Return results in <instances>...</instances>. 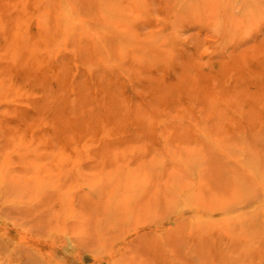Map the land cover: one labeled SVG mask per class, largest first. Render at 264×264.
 <instances>
[{"label":"rangeland","instance_id":"obj_1","mask_svg":"<svg viewBox=\"0 0 264 264\" xmlns=\"http://www.w3.org/2000/svg\"><path fill=\"white\" fill-rule=\"evenodd\" d=\"M18 1L0 0V264H264V0Z\"/></svg>","mask_w":264,"mask_h":264},{"label":"bare ground","instance_id":"obj_2","mask_svg":"<svg viewBox=\"0 0 264 264\" xmlns=\"http://www.w3.org/2000/svg\"><path fill=\"white\" fill-rule=\"evenodd\" d=\"M15 1H17V0H15ZM19 1H20V0H19ZM19 1H18V2H19ZM42 1H43V0H41V1H37V2H38V4H36L37 8H39L38 5H40L41 3H43ZM44 1H45V0H44ZM49 1H50V0H49ZM58 1H59V0H58ZM58 1H57V2H58ZM64 1H65V0H64ZM64 1H61V2L64 3ZM73 1H76V0H73ZM73 1H72V2H73ZM78 1H79V0H77L76 2H73V3H72L71 0H70V2H71L70 5H72V4L74 5L75 3H78ZM84 1H85V0H84ZM88 1H90V0H88ZM98 1H99V0H98ZM101 1H102V0H100V2H97V3H98V4L100 3L101 5L104 4L103 6H108V7H110L109 5H107V4L105 5V3H103V1L106 2L107 0H103V1H102L103 4L101 3ZM109 1H110V0H109ZM115 1H116V0H115ZM121 1H122V0H121ZM7 2H8V1H7ZM23 2H24V1H23ZM23 2H22V3H23ZM39 2H40V4H39ZM45 2H48V1H45ZM61 2H59L60 5H61V7H62V8L64 7L63 9H65V8L68 6V3H67V2H69V0H67V1L64 3V4L67 3V5H65L66 7L64 6V4H61ZM15 3H16V2H15ZM59 3H58V5H59ZM88 3H89V2H88ZM107 3H108V1H107ZM112 3H115V2H112ZM47 4H49V3H47ZM47 4L45 5V3H44V5H45L46 7H48ZM100 4H99V5H100ZM108 4H109V3H108ZM60 5H59V6H60ZM62 5H63V6H62ZM73 5H72V6H73ZM79 5H80V4H78L77 6L74 5L73 8H75V6L78 7V8H81L82 6L80 7ZM87 5H88V4H87ZM114 5H116V6H115V9H112V10L115 11V10L117 9V8H116V7H117V3L114 4ZM103 6H102V7H103ZM112 6H113V5H112ZM4 7H5V6H4ZM68 7H69V6H68ZM102 7H101L102 10H106L104 7H103L104 9H103ZM31 8H32V7H31ZM37 8H35V9H37ZM62 8H60V9H62ZM73 8H72V11H73ZM78 8H77V11L79 12L80 10H79ZM89 8H90V7H89ZM99 8H100V6H99ZM106 8H107V7H106ZM111 8H112V7H111ZM118 8H119V5H118ZM4 9H5V8H4ZM45 9L47 10L48 8H45ZM108 9L110 10V8H108ZM5 10H6V9H5ZM48 10H49V9H48ZM66 10H69V9H66ZM75 10H76V8H75ZM81 10H82V9H81ZM86 10H87V9H86ZM99 10H100V9H99ZM99 10H98V12H100ZM112 10H110V12H111ZM43 11H44V10H43ZM60 11H61V12H60ZM64 11H65V10H63V12H64ZM69 11H71V10H69ZM69 11H68V12H69ZM72 11H71V12H72ZM83 11H84V10H83ZM5 12H7V11H5ZM39 12L41 13L40 10H39ZM48 12H49V11H48ZM48 12H47V13H48ZM50 12H51V11H50ZM59 12H60V15H61L62 10H59ZM59 12H58V14H59ZM66 12H67V11H66ZM66 12H65V14H67V15L71 14L70 12H69V14H68V12H67V13H66ZM78 12H75V13L77 14ZM103 12H104V11H103ZM103 12H102V13L100 12V13L103 14ZM110 12H108V13H110ZM112 12H113V11H112ZM112 12H111V13H112ZM120 12H121V9H120ZM0 13H2V12H0ZM42 13H43V12H42ZM42 13H41V14H42ZM79 13H80V12H79ZM82 13H83V12H82ZM100 13H99V15H100ZM113 13H114V12H113ZM116 13H119V10H117ZM5 14H6V13H5ZM41 14H39V15L37 16L38 19H40V18L44 15V13H43L42 16H41ZM84 14H85V16H86V12H84ZM121 14H122V12H121ZM121 14H112V15H114V16H115V15H117V16L120 15V17H121ZM35 15H36V14H35ZM35 15H34V16H35ZM67 15H66V16H67ZM73 15H74V13H73ZM73 15H72V14L69 15V17L72 16V17L77 18V17H76L77 15H76V16H73ZM79 15H80V14H79ZM103 15H104V14H103ZM106 15H108V14L106 13L104 16L106 17ZM109 15H111V14H109ZM112 15H111V17H112ZM34 16H33V18H34ZM81 16H82V18H81ZM6 17H8V16L6 15ZM39 17H40V18H39ZM43 17H44L43 20L45 19V20H47V22H48V19H47V18H48V14H47V15H44ZM45 17H47V18H45ZM89 17H90V16H89ZM89 17H88V18H89ZM107 17H108V18H106V20L109 19L110 16H107ZM120 17H119V18H120ZM11 18H12V17H11ZM25 18H26V17H25ZM58 18H59V16H58ZM70 18H71V17H70ZM70 18H69V19L67 18V19H68L67 22H69V24H70V22H71V21H69V20H75V21H77V20L79 19L78 21L80 22V19H83V15H80V17H79L77 20H76L75 18H74V19H72V18L70 19ZM91 18H93V17H91ZM94 18H95V16H94ZM94 18H93V20H94ZM100 18L105 19L102 15H100ZM112 18H113V17H112ZM9 19H10V18H9ZM38 19H36V20H38ZM41 19H42V18H41ZM41 19H40V20H41ZM84 19H85V18H84ZM86 19H87V16H86ZM86 19H85V20H86ZM21 20H22V19H21ZM33 20H34V19H33ZM43 20H42V22H43ZM88 20H89V19H88ZM90 20H92V19H90ZM5 21H6V20H5ZM19 21H20V20H19ZM62 21H65V20H62ZM62 21H61V23H62ZM75 21H74V22H75ZM78 21H77V22H78ZM82 21H83V20H82ZM82 21H81V24H79V23H77V22H75V23L81 25V26H80L81 28L83 27L82 25H84L85 27H87L88 25H85V22H86V21H85V22H82ZM96 21H97V20H96ZM110 21H111V20H110ZM110 21H109V22H110ZM35 22H37V21H35ZM42 22H41V23H42ZM67 22L65 21L64 24L66 25ZM74 22H73V23H74ZM102 22H103V20H102ZM1 23H2V22H1ZM10 23H11V22H10ZM45 23H46V21L43 22V24H45ZM52 23H53V22H52ZM55 23H56V22H55ZM73 23H71V24H73ZM86 23H87V22H86ZM106 23H107V21H106ZM3 24H4V23H3ZM16 24H17V22H16ZM18 24H19V23H18ZM21 24H22V23H21ZM27 24H30V23H27ZM35 24H36V23H35ZM104 24H105V23H104ZM36 25H40V23L38 22V24H36ZM61 25H62V24H61ZM79 25H78V26H79ZM26 26H27V25H26ZM41 26H42V25H41ZM66 26H69V25H66ZM72 26H75V27H73V28H72L73 30L71 31V27H72ZM0 27H2V26H0ZM27 27H28V26H27ZM45 27H47V23H46ZM62 27H63V29H62V31H61L62 33H64V31H63L64 29H69V28H70V31H71L72 33L75 32V34H76V33L78 34L77 31H81V29L77 28L76 25H71V27L69 26V27H67V28H64V26L62 25L61 28H62ZM76 28H77L78 30H77V31H74ZM88 28H89V27H87L86 29L84 28L85 31H86ZM24 29H25V28H24ZM24 29H23V30H24ZM90 29H91V27H90ZM25 30H26V29H25ZM94 30H95V28H94ZM94 30H93V31H94ZM85 31H83V29H82V32L85 33ZM87 31H88V30H87ZM87 31H86V32H87ZM93 31H92V32H93ZM99 31L102 32V30H99ZM26 32H27V31H26ZM61 32H60V33H61ZM65 32H66V31H65ZM71 32L68 33L69 35L67 34V35H68V39H69V38H73L74 36H76L75 34H74V35L71 34ZM95 32H96V31H95ZM9 33L11 34V32H9ZM62 33H61V34H62ZM66 33H67V32H66ZM66 33H65V36H64V37H66V39H67ZM89 33H90V35H91V32H89ZM96 33L99 34L98 31H97ZM96 33H94L93 35L95 36ZM15 34H16V32H15ZM80 34H81V33H80ZM21 35H22V34H21ZM21 35L19 36V39L22 38ZM62 35H63V34H62ZM72 35H73V36H72ZM93 35H92V36H93ZM23 36H25V34H23ZM70 36H71V37H70ZM78 36H79V34H78ZM87 36H88V35H87ZM94 36H93V37H94ZM97 36H98V35H97ZM97 36H96V37H97ZM25 37H26V36H25ZM25 37H23L24 40L26 39ZM76 37H77V36H76ZM85 37H86V36H85ZM74 38H75V37H74ZM74 38H73V39H74ZM94 38H95V37H94ZM62 39H64V38L62 37ZM62 39H60V40H62ZM68 39H67V40H68ZM67 40H66V41H67ZM71 40H72V39H71ZM63 41H64V40H63ZM60 42H61V44H62V41H59V44H60ZM64 42H65V41H64ZM95 42H96V41H95ZM95 42H94V43H95ZM10 43H11V42H10ZM65 43H66V42H65ZM65 43H63V44H64L63 47H64V49L66 50L67 48H65ZM56 44H57V43H56ZM12 46H13V49H14L17 53H19V55H22V56H19V58H21V57H23V55L25 54V53H24V50H25L26 46H28V45H25L23 39H21L20 41L18 40V43H17V44L13 43ZM55 46H56V45H55ZM28 48H29V47H28ZM35 48H36V47H35ZM40 48H41V47H40ZM53 48L56 49L55 47H53ZM13 49H12V50H13ZM27 50H29V49H27ZM48 50H51V49H48ZM57 50H58V51H57ZM57 50H56V51H57L56 53H58L60 49H57ZM3 51H4V50H3ZM9 51H11V50H8V52H9ZM45 51H46V50H45ZM52 51H53V50L49 51V53H47L48 51H46L47 56L50 55V54L52 53ZM60 51H61V50H60ZM50 52H51V53H50ZM38 53H39V52H38ZM40 53H41V51H40ZM43 53H44V50H43ZM56 53L54 52V54H52V55L54 56V58H55V54H56ZM15 54H16V53H15ZM42 55H43V54H42ZM1 56H2V55H1ZM71 56H73V55H71ZM16 57H17V56H16ZM48 57H49V56H48ZM0 58H1V57H0ZM2 58H3V57H2ZM12 58H13V57H12ZM9 59H10V58H9ZM4 60H6V59H4ZM4 60L2 61V59H1L0 62H4ZM14 60H15V59H13V61H14ZM16 60H17V59H16ZM18 60H20V59H18ZM73 60H74V59H73ZM10 61H11V59H10L8 62L11 63V65H13V64H12L13 61H12V62H10ZM48 61H49V59H48ZM138 61H139V60H138ZM6 62H7V60H6ZM8 62H7V63H8ZM16 62H17V61H14V63H16ZM46 62H47V60H46ZM46 62H44V64H45ZM9 63H8V64H9ZM19 63H20V62H19ZM72 64H73V63H72ZM74 64H76V63H74ZM74 64H73V65H74ZM34 65H35V64H34ZM76 65H78V64H76ZM76 65H74V67H75ZM89 65H90V64H89ZM13 66H14V65H13ZM78 66H79V65H78ZM87 66H88V65H87ZM107 66H108V65H107ZM0 67H1V66H0ZM28 67H29V66H28ZM28 67H27V69H28ZM42 67H43V65H42ZM44 67H45V65H44ZM82 67H83V69H84L85 66H82ZM30 68H31V67H30ZM86 68H87V67H86ZM86 68H85V69H86ZM33 69H35V68H33ZM85 69H84V70H85ZM88 69L91 70V68H87L86 70H88ZM15 70H16V69H15ZM56 70H57V69H56ZM90 70H88V71H90ZM0 71H1V70H0ZM19 71H20V70H19ZM75 71H77V70H75ZM88 71H87V74H88V73L90 74V72H88ZM1 72H2V71H1ZM59 73H60V72H59ZM75 73H76V72H74V74H75ZM51 74H52V73H51ZM205 75H206V74H205ZM1 76H2V75H1ZM8 76H9V75H8ZM202 77H203V76H202ZM227 77H228V76H227ZM227 77H226V79H227ZM2 78H3V76H2ZM212 78H213V77H212ZM249 79H252V78L250 77ZM0 80H1V79H0ZM52 80H53V79H52ZM195 80L197 81L196 78H195ZM208 80H209V79H208ZM214 80H215V78H214ZM228 80H229V79H228ZM251 82H252V81H251ZM253 82H254V81H253ZM211 83H212V82H211ZM223 83H224V81H223ZM195 84H196V83H195ZM200 84H201V83H200ZM3 85H4V83L1 82V83H0V95H3L2 93H3L4 88H5ZM208 85H209V84H208ZM223 86H224V85H223ZM247 86H248V85H247ZM224 87H225V86H224ZM209 88H210V87H209ZM12 89H13V88H12ZM15 89H16V88H15ZM187 89H188V88H187ZM206 89H207V86H206ZM5 90H7V88H6ZM198 90H199V89H198ZM202 90H204V89H202ZM219 90H220V89H219ZM224 90H225V89H224ZM7 91H8V90H7ZM182 91H183V90H182ZM222 91H223V90H222ZM241 91H242V90H241ZM252 91H253V90H252ZM10 92H11V91H10ZM196 92H197V91H196ZM213 92H215V91H213ZM5 93H6V96H7V92H6V91H5ZM5 93H4V94H5ZM8 93H9V92H8ZM15 93H16V92H14V94H15ZM21 93H22V92H21ZM21 93H20V96H21ZM197 93H198V92H197ZM232 93H233V91H232ZM254 93H255V92H254ZM70 94H71V93H70ZM218 94H220V93H218ZM227 94H228V92H227ZM227 94H226V95H227ZM230 94H231V93H230ZM238 94H239V93H238ZM241 94H243V93H241ZM251 94H252V93H251ZM263 94H264V93H263ZM23 95H24V94H23ZM220 95H221V94H220ZM222 95H224V93H223ZM228 95H229V94H228ZM245 95H246V94H245ZM248 95H249V94H248ZM261 95H262V94H261ZM6 96H5L4 98H6ZM11 96H12V95H11ZM224 96H225V95H224ZM250 96H251V95H250ZM18 97H19V96H18ZM24 97H27V96L24 95ZM24 97H23V99H24ZM212 97H213V96H212ZM216 97H217V96H216ZM228 97H229V96H228ZM4 98H3V100H4ZM16 98H17V97H16ZM16 98H15V99H16ZM222 98H223V96H222ZM222 98H221V99H222ZM15 99H13V100H15ZM19 99L21 100L20 97H19ZM28 99H29V98H28ZM72 99H73V97H72ZM76 99H77V97H76ZM76 99H75V100H76ZM81 99H82V98H81ZM218 99L220 100V98H218ZM224 99H225V98H223L222 101H223ZM228 99H229V98H228ZM228 99H227V100H228ZM248 99H249V98H248ZM258 99H259V97H258ZM263 99H264V98H263ZM10 100H11V99H10ZM17 100H18V99H17ZM59 100H60V99H59ZM5 101H6V100H5ZM5 101H4L3 103H5ZM8 101H9V100H8ZM8 101H6V102H8ZM71 101H72V100L69 99V102H71ZM77 101H78V100H77ZM224 101H225V100H224ZM232 101H233V100H232ZM235 101H236V100H235ZM245 101H246V100H245ZM12 102H13L12 100H11V102L9 101V103H10L11 106H12ZM72 102H73V101H72ZM72 102H71V103H72ZM83 102H85V101H83ZM256 102H257V100L255 101V103H256ZM14 103H15V102H14ZM16 103H17V102H16ZM16 103H15V105L17 106ZM71 103H69V104H71ZM76 103H77V102H76ZM234 103H235V102H234ZM18 104H19V102H18ZM72 104H73V103H72ZM230 104H231V103H230ZM262 104H263V103H262ZM5 105H6V104H5ZM13 105H14V104H13ZM228 105H229V104H228ZM233 105H234V104H233ZM263 105H264V104H263ZM19 106H20V105H19ZM21 106H22V105H21ZM23 107L26 108V106H23ZM232 107H233V106H232ZM262 107H263V106H262ZM86 109H87V108H86ZM86 109H85V110H86ZM31 110H32V109H31ZM87 110H89V109H87ZM233 110H234V108H233ZM83 111H84V110H83ZM242 111H243V110H242ZM5 112H6V111H5ZM73 112H74V111H73ZM73 112H72V113H73ZM81 112H82V111H81ZM81 112H80V113H81ZM76 113H77V112H76ZM76 113H74V115H75ZM84 113H85V111H84ZM86 113H87V111H86ZM247 113H248V112H247ZM77 115H79V114H77ZM250 115H251V114H250ZM255 115H256V114H255ZM257 116H258V113H257ZM1 118H2V116H1ZM76 120H78V119H76ZM77 122H78V121H77ZM2 123H3V122H2ZM227 123H229V122H227ZM4 125H5V123H4ZM16 125H17V124H16ZM16 125H15V126H16ZM0 126H1V125H0ZM5 126H6V125H5ZM9 126H10V125H9ZM15 126H14V127H15ZM223 126H224V125H223ZM231 127H232V126H231ZM11 128H12V126H11ZM15 130H16V128H15ZM51 130H52V129H51ZM13 132H14V131H13ZM10 133H12V132H10ZM30 134H31V133H30ZM30 134H29V136H30ZM13 135H14V134H13ZM31 136H32V135H31ZM10 137H11V136H10ZM12 137H13V136H12ZM14 137L17 138V136H14ZM18 137H19V136H18ZM30 138H31V137H29V140H30V141H29V140H28V141L26 140V141L28 142V146H29V143H31V142H33L34 140H36V139L33 140L32 138L30 139ZM17 139H18V138H17ZM17 139H16V141H17ZM22 140H23V139H22ZM12 141H14V142L17 144V146H16V150H15V151H14V150L12 151V148L14 149L15 146L12 147L13 145H11V151L14 153L13 156H15L17 153L21 154L20 151L18 152L19 149L17 150V147H18V145L20 144L19 141L21 142V140H19L18 142H16L15 140H12ZM12 141H11V143H12ZM9 143H10V142H9ZM18 143H19V144H18ZM21 143H22V142H21ZM23 143H24V141H23ZM25 143H26V142H25ZM25 143H24V144H25ZM34 143H35V142H34ZM4 144H5V143H4ZM24 144H22V145L24 146ZM25 145H27V144H25ZM30 145H32V144H30ZM19 146H20V148L23 147V146H21V145H19ZM11 151H9V152H11ZM16 152H17V153H16ZM7 153H8V151H7ZM7 153L4 154L5 156L2 157V158L5 157L4 160H6L7 157H9V156L12 155V154L9 155V153H8V154H7ZM15 153H16V154H15ZM19 154H18V155H19ZM6 155H7V156H6ZM8 155H9V156H8ZM21 155H22V154H21ZM16 156H17V155H16ZM22 156H23V155H22ZM17 157H18V156H17ZM20 157H21V156H20ZM56 157H60V156H56ZM2 158H1L0 162L3 161ZM18 158H19V157H18ZM7 161H8V164H11V163H9V161H10L9 158H8V160H6V163H5V161H3L4 164L7 165ZM10 162H11V161H10ZM32 163H33V162H32ZM6 165H4V167H5ZM2 166H3V164H1V167H0V169L2 168L1 170H3V171L0 172L1 175H2V172H3V174H5V172H7L8 169H9V168H7V169H6L7 171H6L5 168H3ZM8 166H9V165H7V167H8ZM21 167H22V166H21ZM21 167H19V168H21ZM11 168H13V167H11ZM4 170H5V172H4ZM1 175H0V176H1ZM0 178H2V182L0 181V183L3 184V182H4V181H3V175H2V177H0ZM5 182H10V181H7V180H6ZM5 182H4V183H5Z\"/></svg>","mask_w":264,"mask_h":264}]
</instances>
